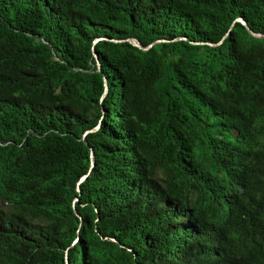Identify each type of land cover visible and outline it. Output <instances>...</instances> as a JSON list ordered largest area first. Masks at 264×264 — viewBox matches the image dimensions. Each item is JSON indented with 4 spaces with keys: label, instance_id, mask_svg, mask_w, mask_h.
<instances>
[{
    "label": "trees",
    "instance_id": "1",
    "mask_svg": "<svg viewBox=\"0 0 264 264\" xmlns=\"http://www.w3.org/2000/svg\"><path fill=\"white\" fill-rule=\"evenodd\" d=\"M236 18L264 34V0H0V264H264V39Z\"/></svg>",
    "mask_w": 264,
    "mask_h": 264
},
{
    "label": "water",
    "instance_id": "2",
    "mask_svg": "<svg viewBox=\"0 0 264 264\" xmlns=\"http://www.w3.org/2000/svg\"><path fill=\"white\" fill-rule=\"evenodd\" d=\"M235 23H238V24L242 25V26L245 28V30L247 31V33H248L251 37H253V38H257V39H264V34H260V33H254V32H252V31L248 28V26H247V24L245 23V21H243L241 18H236V19L233 21V23H232L231 26L229 27L228 32L226 33V35H225L223 38H225L226 36H228L229 32L231 31V29H232V27H233V25H234ZM103 40H105V39L97 38V39L94 40V44L97 43V42L103 41ZM176 40H186V39H184V38H178V39H176ZM109 41L112 42V43H128V44L131 45L132 47H134V48H136V49H138V50H140V51H144V52L150 50L153 46H155V45H157V44L167 42V41H165V40H157V41H154L153 43H151V44H149V45L143 47V46H142V45H141L136 39H133V38L125 39V40H118V41H117V40H109ZM221 41H222V40H221ZM221 41L218 42V43H216V44H210V43H208V44H206V45H208V46H210V47H215V46H218V45L221 43ZM195 44H203V43H195ZM92 54H93L94 59L96 60V64L99 65V64H98V59H97V55H96V53L93 51ZM98 67H99V66H98ZM103 88H104V91H103V94H102L101 99H100L101 102H102V100L105 98V96H106V94H107V92H108L107 83H106V79H105V78H103ZM97 129H98V127H96L95 129H93V130H91V131H88V132L84 133V135H83V137H82V140H83V143H84L86 146H87V142L85 141L84 137H85L88 133L95 132ZM88 148H89V151H90V154H89V158H90V169H89V170H91V169L94 167V155H93V151H92V149H91L90 147H88ZM87 175H88V174H87ZM87 175L81 177L80 180L77 182V188H76V191H77V192H79V188H78V186H79V185H80V184L86 179ZM77 202H78L77 200H74V201H73V203H74L73 206H75V204H77ZM76 216L80 219V217H79L77 214H76ZM66 264H67V258H66Z\"/></svg>",
    "mask_w": 264,
    "mask_h": 264
}]
</instances>
